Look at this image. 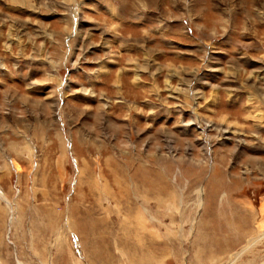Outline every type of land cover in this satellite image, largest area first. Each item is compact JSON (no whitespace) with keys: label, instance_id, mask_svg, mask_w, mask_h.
<instances>
[{"label":"rangeland","instance_id":"374dc122","mask_svg":"<svg viewBox=\"0 0 264 264\" xmlns=\"http://www.w3.org/2000/svg\"><path fill=\"white\" fill-rule=\"evenodd\" d=\"M0 264H264V0H0Z\"/></svg>","mask_w":264,"mask_h":264}]
</instances>
